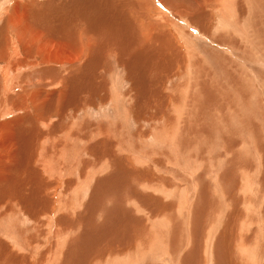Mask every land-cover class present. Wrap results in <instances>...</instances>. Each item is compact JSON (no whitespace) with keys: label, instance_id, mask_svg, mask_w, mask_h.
<instances>
[{"label":"rangeland","instance_id":"374dc122","mask_svg":"<svg viewBox=\"0 0 264 264\" xmlns=\"http://www.w3.org/2000/svg\"><path fill=\"white\" fill-rule=\"evenodd\" d=\"M134 3L137 4L136 7L132 6ZM17 5H19V9H17ZM47 8L49 9L46 10ZM40 11H44L46 14ZM138 11L149 20L144 19L141 15L137 16L136 12ZM24 12L32 14L30 22L35 23V26L45 24L43 22L47 16L50 17L49 20H46L47 22L50 21L48 25L55 27V23L51 21H56L59 17L64 21L63 24L59 22L63 28H66L65 25L73 21L72 28L75 29L77 26L74 32L82 33V36L77 39V45L79 49L86 50V56L77 59L79 63L77 60L68 61L67 57H56L58 58L57 62L60 59L61 62L51 65L64 70V73L58 78L59 81L55 82L51 79L55 85L42 86H45L44 89H41L44 95H50L54 100L56 108L54 107L53 110H50L51 105L48 108L40 106L42 101L33 105L29 98L38 89L37 86L29 87L27 80H32V78L29 79L27 76L33 73L30 69L34 67H37L36 70L38 71L44 69L43 57L37 55L33 60L31 58L26 60L27 55L16 39L14 33L16 31L10 29L9 32L3 28L8 16L13 20L20 19L22 22L19 24L22 28L23 24H26L24 21L27 20L26 18L23 20ZM39 12L42 16H39ZM84 13H86V18H84ZM80 18H84V21L83 19L81 21ZM99 19L101 20L100 28H107V33L116 39H111L108 42L103 29L97 30ZM90 20L94 22V28L91 29L92 32L86 34V26ZM128 20L134 24V31L127 22ZM118 23L120 24L118 25ZM148 23L155 28L152 35L145 32L149 30ZM58 24L57 26H59ZM71 32L72 29L68 31V33ZM50 34H57V32H50ZM8 35L11 39L13 38L9 41L11 45L7 41ZM143 36L147 38L149 44L143 42L141 39ZM54 41L60 43L61 39L55 37ZM101 41L107 48L101 45ZM87 43H91L92 46L88 47ZM51 48L52 52L54 49L59 50L57 44L51 45ZM15 49H18L20 55L16 58L17 62L11 59L15 55L13 54ZM63 49L65 51H61L62 53L71 52L69 47L64 46ZM163 50L164 53L162 54ZM89 58H93L91 65H87ZM19 64L23 69L20 67L16 69ZM0 66L3 69L10 66L12 70L13 76L6 79L5 84L8 83L9 86H12L13 83H16L15 85H17L13 94H6L5 97H2V89L0 88V104L5 103L0 106V109L7 107L13 112L11 116H6L3 114L4 110H0V123H9L19 117L30 115L31 118L29 120L25 118L24 122L27 123L31 119H35L39 123L49 122L53 124L55 129L58 125V128L60 127L62 130L64 127L69 129V125L73 123L75 125L83 122L87 128L84 114L89 111L97 114L112 106L110 99L104 102H96V99L103 100L104 96L100 98L101 92L108 90L109 87L112 88L114 84L120 90L116 94L124 98L121 105L123 108L131 109L132 114L128 124L132 127L123 128L122 136L120 135L121 140L120 138L118 140L123 149L127 147L125 150H120V153H117V145H113L110 140L105 141L106 139L98 132L94 133L95 130L90 132L91 136L89 133L87 138L81 139L77 137L74 127L72 130L73 137L76 138V142L81 141L80 145L92 137L91 143H89L90 140L87 141L89 144L86 142L84 147V150L87 151L82 154L78 152L83 159L73 157L76 159L74 161L73 158L68 160L57 155L58 158H52L53 160L50 159V161L55 162V167L60 168L61 162L62 164L67 163L66 160H68L70 165L66 164L67 168H74L75 171L78 169V171L75 172L73 169L71 170L72 173L60 179L59 169L58 172L49 174L43 167L38 166L39 159L45 157L44 155H49L50 158V152H47L50 150V147H47L49 146L47 140L49 137L47 136L40 141L38 157L36 156L34 160L36 163L34 162L33 167L40 169L39 174L36 175L35 173L34 176H31L27 172L28 174L16 175V172H12L13 175H16L15 181L23 180L28 184V176L32 179H30L32 182L27 185L28 188L24 193L28 194L24 195L27 196V200L25 197L24 200L30 203L40 202V200H46L44 197L46 196L54 200V209L50 217L41 214L42 222H45L41 225L39 233L38 231L26 232V228H24L25 230L23 228L17 230V237L19 240L21 239L19 242L24 245L27 243L24 248L29 249L27 252L24 249L26 254L24 250L23 253L17 247L14 250L15 246H11V242H8L10 244L9 249L12 251L9 250L7 260L14 259V254H21L25 257L27 255L31 264H41L43 251L49 247V244L43 245L45 248L42 247L45 237L50 231L46 221L53 217V222L57 225L59 222L61 229L63 222L60 221V218L68 214V211H63L65 206L69 204L70 207L76 206L77 210L75 212L70 210L73 212H70V220H75L71 239L68 240L70 242H67V246L60 248L63 252L57 249L60 252H57L56 255L61 257L58 256V263L61 264H81L82 262L85 264V259L88 264H129V262L126 263L127 261H131L133 264H185L186 258H194L186 264H225L226 256L221 252H224L226 247V251L231 253L233 251L235 254H233L234 258L231 255L232 264H264V0H147L146 2L145 0H0ZM70 68L73 72L69 73L68 69ZM19 69L22 72L19 73ZM1 74L0 86L4 76L3 71ZM51 77H55V71L51 72ZM117 79L121 81L119 82ZM113 81L116 83L113 84ZM29 93L31 94L29 95ZM24 98L29 99L26 104ZM74 98L78 100L77 103ZM62 105L66 106L65 109L70 114L67 112L61 116L63 111H60V108ZM35 107L39 109H35ZM85 109L89 111L84 112ZM105 123L104 121L102 124L108 125ZM31 126L24 124L27 130V127ZM39 127L43 129L42 124H39ZM96 127L95 129L98 130ZM36 130V128H32L31 133L34 132L35 135ZM162 131L164 134H161V138H164V142L159 146L155 135H160ZM165 134H168L169 143L166 142ZM133 136L139 137L141 141L135 142ZM95 140L96 142H94ZM98 140L101 144H98ZM142 140L149 141V143L145 145ZM93 146H96L97 149L95 150ZM43 147L49 149L44 148L45 150H43ZM42 152L45 153L41 154ZM93 152H98L97 156ZM41 155L43 156L41 157ZM99 156L103 157V161H105L106 156L111 161L106 159L108 167L105 170H101L103 167L101 165L97 167V162L101 161L98 159ZM96 169L101 170V172L95 173ZM83 170H85V174ZM74 172L75 174H73ZM89 174H91L90 177L87 176ZM85 177H89V179H85L86 182L84 181ZM146 177L148 178L146 179ZM83 181L85 188L82 187V191L77 186L80 192L74 195L76 185L82 184ZM49 182L50 187H48ZM74 182H76L75 186ZM144 184L145 186H143ZM32 189L34 190L32 191ZM0 190V212H2L0 218L6 220L4 209L13 207V202L10 199V201L4 202L2 199L1 195L7 191L6 187L4 190L0 186ZM35 192L40 193V195L37 193L39 195L36 196L37 199ZM63 202L66 204L63 205ZM58 207L59 209H57ZM21 216L26 219L27 227L35 224L34 217H30L22 211ZM125 220L128 222L126 223ZM133 220L135 226L137 224L136 227L133 226ZM140 220L145 222V225L138 227L139 224H143ZM120 221L125 222L126 226ZM175 221L177 225H175ZM184 222L186 223L184 224ZM174 226L181 227V229L179 230L177 227L173 230ZM145 228L148 229V232ZM132 230H136L139 237H136L133 245H128L133 233L129 234L128 237L125 234L131 233ZM178 234L182 236H178ZM196 234H198L197 237ZM229 234L230 236L233 234L231 240L229 239L228 244L221 246L225 237H230ZM209 235L211 238L208 237ZM123 237L128 240L123 241ZM182 237L186 240H182ZM174 238L180 239L176 241ZM1 239L6 241L5 237ZM111 239L114 240L111 241ZM116 239L119 243L116 242ZM36 240L37 242H35ZM85 240L89 245L84 244ZM148 242H151L150 246ZM32 245L36 248L33 249ZM1 247L0 264H7L1 256L6 251H3ZM149 247H151V252ZM195 247L197 253L194 251ZM199 248L206 251L203 252L202 249L199 251ZM219 248H222L219 251L222 254L220 261L217 260ZM231 248L233 249L231 250ZM29 250L31 253L36 251L31 254ZM67 252L68 257H66ZM115 252L118 254L116 255ZM198 252L201 254L198 255ZM10 253L12 254L10 255ZM90 253L91 257H88ZM162 255L170 256V259L166 257L163 262ZM47 260L45 264H48Z\"/></svg>","mask_w":264,"mask_h":264},{"label":"bare ground","instance_id":"6f19581e","mask_svg":"<svg viewBox=\"0 0 264 264\" xmlns=\"http://www.w3.org/2000/svg\"><path fill=\"white\" fill-rule=\"evenodd\" d=\"M142 1V0H141ZM147 0H145V2H146ZM137 2H139V1H137ZM115 3V2H114ZM22 4V3H21ZM29 4V3H28ZM140 4V3H139ZM138 4V5H139ZM132 5V4H131ZM141 5V4H140ZM145 6H146V3L144 4ZM143 5V6H144ZM148 5V4H147ZM132 6H134V7H136L137 6V4L136 3H134V5H132ZM15 7V6H14ZM17 7V9H19V5H17L16 6ZM124 7V6H123ZM32 8V7H31ZM49 8H47L46 10H48ZM131 9V8H130ZM37 10V9H36ZM117 11H118V8L116 9ZM121 10V9H120ZM18 11V10H17ZM45 11V10H44ZM44 11H40L41 13L43 12V13H45ZM39 12V16H42V15H40L41 13ZM120 11H118V13H119ZM137 13V16H140L141 15V13H140V11H138V12H136ZM9 14V13H8ZM46 14V13H45ZM70 14V13H69ZM147 14V13H146ZM31 15L32 14H30L29 12H24V19L23 20H25V18L27 19L26 21H24L26 24L24 25L23 24V27L21 28L20 27V22H22L20 19H18V20H13L11 17H9L8 16V20H6L5 21V24L3 25V28H5L4 30H10V29H14L16 32H14L15 33V35H16V39H18V41H19V43H20V46L21 47H23V49H24V51H25V53H26V55H27V58H26V60L28 59V58H31V60H33L37 55L39 56H42L43 57V62H44V69H42V70H40L39 69V71L38 70H36L37 69V67H34V68H32V69H30L33 73L32 74H29L28 76H27V78H29V79H31L32 78V80H27V84L29 85V87H36L38 90L36 91V92H33L32 94L31 93H29V95L31 94V96L32 97H29L30 98V100L32 101V103H33V105H35V104H37V103H39V102H41L42 101V103H40V106L42 105V107L43 108H48V106H50L51 105V109L50 110H53L54 109V107L56 108V106H55V104H54V100L52 99V96H50V95H48V96H45L44 95V92H43V90H41V89H44L45 88V86L46 87H50V86H52V85H55V83H54V81L56 82V81H59L60 79H58L60 76H62L63 75V73H64V70H62V69H60L59 67H53L51 64L52 63H58L57 62V60H58V58H61L62 56L65 58V57H67L66 59H68V61L69 60H71L72 62L73 61H76L77 59H79L81 56H84L85 54H86V50H82L81 48L79 49V47H78V45H77V39H79V37L80 36H82V33H80L79 31H78V33H76V31L74 32V30L77 28V26H76V28L75 29H73L72 27H73V21H71V23H69L68 25H65L66 26V28H63V19L62 18H59L58 16V18H57V20L56 21H51L52 23L54 22L55 23V27H53V26H51V25H48V23L50 22H47L46 20H49L50 19V17H47L46 16V18L47 19H45V22H43V23H45V24H39V25H37V26H35V23H31L30 22V17H31ZM61 15V14H60ZM84 18H86V13H84ZM121 15V14H120ZM119 15V16H120ZM37 16V15H36ZM49 16H51L52 17V15H49ZM126 16H127V14H126ZM135 17H137L136 15H134ZM133 16V17H134ZM142 17H144V15H141ZM61 17V16H60ZM71 17V16H70ZM76 17V16H75ZM141 17V18H142ZM22 18V17H21ZM39 18V17H38ZM74 18V17H73ZM84 18H80V20L82 21V19H83V21H84ZM68 19V18H67ZM70 19V18H69ZM131 19H133V18H131ZM130 19V20H131ZM144 19H147V20H149V18H146V17H144ZM66 20V19H65ZM122 20H124V19H122ZM69 21V20H68ZM74 21H76L75 20V18H74ZM59 22H61V23H59ZM70 22V21H69ZM93 22V21H92ZM91 22V20H90V22H89V24L86 26V30H85V32H86V34L87 33H89V32H92L93 30H91V29H93L94 27H93V24H94V22L92 23ZM101 22V20L99 19V22H98V24ZM128 23H129V25H130V27H131V29L134 31V24H132L131 23V21H127ZM151 22V21H150ZM59 23V24H58ZM51 24V23H50ZM57 24L59 25V26H57ZM61 24V25H60ZM116 24V23H115ZM120 23H118V25H119ZM52 25H54V24H52ZM126 25H128V24H126ZM128 25V26H129ZM22 26V25H21ZM117 26V25H116ZM118 27V26H117ZM145 27V26H144ZM147 27H149V30L148 31H145L146 32V34H149V35H152V33H153V30L155 29V28H153L154 26L153 25H151L150 23H148V26ZM58 28V29H57ZM98 29L97 30H102L103 29V31H104V33L107 35V39H108V42H110L111 41V39L113 40V39H116V38H113L112 36H110L109 35V33H107V28L106 29H104V28H100V24H99V26L97 27ZM119 28V27H118ZM146 28V27H145ZM70 29H72V32L71 33H68V31L70 30ZM117 29V28H116ZM141 29V28H140ZM162 29V28H161ZM118 30H120V28L118 29ZM165 30V29H164ZM117 31V30H116ZM10 32V31H9ZM50 32H52V33H56L57 32V34H53V35H51L50 34ZM27 33V34H26ZM94 33V32H93ZM99 33V32H98ZM112 33V32H111ZM138 33V32H137ZM143 33V32H142ZM113 35V34H112ZM118 35V34H117ZM132 35V34H131ZM160 35V34H159ZM55 37H59L60 39H61V42L59 43V42H57V41H54V39H55ZM89 36L87 35V38H88ZM106 37V36H105ZM132 37V36H131ZM139 37V36H138ZM137 37V38H138ZM81 38H84V37H81ZM86 38V37H85ZM150 38V37H149ZM13 39V38H12ZM11 39V37H9V35H8V39H7V41L9 42L10 40H12ZM141 39H143V42H145V44L147 43V44H149V41L147 40V38L146 37H142ZM58 40V39H57ZM85 40H87V39H85ZM94 40H95V38H94ZM102 40V39H101ZM139 40V39H138ZM6 41V43L8 44V42ZM58 41H60V40H58ZM105 41V40H104ZM115 41V40H114ZM164 41V40H163ZM54 42V43H53ZM87 42V41H86ZM159 42V41H158ZM83 43V42H82ZM104 42L103 41H101V45H103V47L104 46H106V45H104L103 44ZM106 43V42H105ZM134 43V42H133ZM132 43V44H133ZM165 43V42H164ZM53 44H57L58 45V47H59V50H56V49H54L53 50V52H52V48H51V45H53ZM81 44V43H80ZM88 44V47H91L92 45H91V43H87ZM87 44H85L86 46H87ZM9 45H11V43L9 42ZM82 45V44H81ZM130 45H131V43H130ZM69 47L71 50V52H69V53H62L61 51H65V49H63V47ZM97 46V45H96ZM133 46V45H132ZM148 46V45H147ZM146 46V47H147ZM118 47V46H117ZM86 48V47H85ZM105 48V47H104ZM106 48H107V46H106ZM163 48V47H162ZM162 48H161V50H162ZM58 49V48H57ZM68 49V48H67ZM90 49V48H89ZM153 49V48H152ZM103 50V49H102ZM130 50V49H129ZM150 50V49H149ZM160 50V51H161ZM166 50V49H165ZM118 51H119V49H118ZM14 53L13 54H15L14 55V57L13 58H11L12 60H14V61H16L17 62V59L16 58H18L20 55H19V53H18V49H15L14 51H13ZM67 52V51H66ZM75 52H77V53H75ZM81 52V53H80ZM104 52L102 51V54H103ZM127 53V52H126ZM164 53V50L162 51V54ZM58 54H61V55H58ZM76 56H75V55ZM58 55V56H57ZM86 56V55H85ZM5 57H8V56H5ZM4 57V58H5ZM56 57H58V58H56ZM103 57V56H102ZM7 60V59H6ZM25 60V61H26ZM30 60V59H29ZM98 60V59H97ZM96 60V61H97ZM25 61H22V62H25ZM65 61V60H64ZM78 61V60H77ZM19 62V61H18ZM32 62H34V61H32ZM61 62V61H60ZM63 62V61H62ZM93 62V58H89L88 59V64L87 65H91V63ZM98 62H99V60H98ZM122 62V61H121ZM178 62V61H177ZM77 63H79V61L77 62ZM82 63V62H81ZM94 63H95V61H94ZM100 63V62H99ZM24 64V63H23ZM32 64V63H31ZM31 64H29V65H31ZM69 64V63H68ZM86 64V63H85ZM85 64H83L84 66H85ZM28 65V66H29ZM35 65H37V64H35ZM73 65V64H72ZM75 65V64H74ZM177 65V64H176ZM13 66V65H12ZM76 66V65H75ZM18 67H20V64H19V66L17 65V67H16V69H18ZM81 67V66H80ZM88 67V66H87ZM150 67V66H149ZM21 69H23L22 67H20ZM42 68V67H41ZM72 68V67H71ZM68 69V71H69V73L70 72H73V70L72 69ZM3 67H1L0 66V74H1V71H3V75L5 76H3L2 78L3 79H1V82H2V85L0 86V88L2 89V97H5V95L6 94H13V90L15 89V88H17V85H15L16 83H13V85L10 87L9 86V84L7 83V84H5L6 82H5V80L6 79H9V78H11L12 76H13V74H12V70H11V68H10V66H6V68L5 69H3ZM84 69V68H83ZM80 70V69H79ZM20 69H19V73H20ZM55 71V77H51V72H54ZM67 71V72H68ZM22 72V71H21ZM80 72H81V70H80ZM82 73H84V72H82ZM80 74V73H79ZM87 74V73H86ZM118 74V73H117ZM2 75V74H1ZM45 75H46V77H45ZM76 78V77H75ZM82 78V77H81ZM18 79V78H17ZM51 79H53V80H51ZM57 79V80H56ZM83 79V78H82ZM12 80V79H11ZM89 80H90V78H89ZM107 80V79H106ZM116 80V79H115ZM118 80V79H117ZM7 81V80H6ZM16 81V80H15ZM34 81H35V83H34ZM119 81V80H118ZM121 81V80H120ZM119 81V82H120ZM165 81V80H164ZM9 82V81H8ZM102 82V81H101ZM100 82V83H101ZM112 82V81H111ZM114 82L115 81H113V84H114ZM80 83V82H79ZM103 83V82H102ZM101 83V84H102ZM116 83V82H115ZM163 83V82H162ZM74 84V83H73ZM107 84V83H106ZM112 84V85H113ZM120 84V83H119ZM43 85H45L44 87H42ZM118 85V84H117ZM82 86H83V84H82ZM107 87V86H106ZM120 87V86H119ZM141 87V86H140ZM96 88V87H95ZM99 88V87H98ZM77 90V89H76ZM119 90V88L118 87H116L115 86V84L113 85V87L112 88H110L109 87V89L108 90H104V91H102L101 92V95H100V98L101 97H103V100L102 99H96L97 101L96 102H99V101H101V102H104V101H106L107 99H110L111 100V102H112V106H110V107H108V108H105L104 110H102V111H100V112H98L97 114H94L93 112H91V111H89L88 109H85V111L84 112H88V113H86V114H84L85 115V121H86V124H87V128H86V126H84L83 125V122H81V123H77V124H75L74 125V123L73 124H71L70 122V124L71 125H69V129H68V127H64L63 128V130L60 128H58V125H57V129H55V127L54 126H52L53 124H51V123H49V122H42V123H39L38 121H36L35 119L34 120H32L31 119V121H29V122H24L25 121V118H28L27 120H29V118H31V116L30 115H26L25 117H19L17 120H15V121H12V122H9V123H0V186H2L3 187V189L5 190V187H6V190L8 191H6V192H4L1 196L3 197L2 199H3V201L5 202L6 200H12V202H13V207H8V209L6 210V208L4 209V214L6 213V220H5V218H0V245L2 246H0L1 247V249L3 250V251H6L5 253H2V255L1 256H3L2 258H4V260L7 262V264H31L30 263V259H29V261H28V258H27V255H26V257L24 256V255H21V254H19V255H15L14 254V259H11L10 261L9 260H7L8 259V254H9V250H11V249H9L10 247H9V245L10 244H8V242L10 243L11 242V246H15V248H14V250L16 249V247L18 248V250H21L22 252H23V250L25 249L24 247L27 245V243H25L24 241V243H25V245L24 244H21L19 241H21V239L19 240L18 239V237H17V230L19 229V228H26V232H34V231H38V233H39V229H40V227H41V225H43L44 224V222H42V215L41 214H43V215H49V217H50V215L52 214V212H53V206H54V200L53 199H49V198H47L46 196H44L45 198H46V200L45 199H43V200H40V202L39 201H37V202H33V203H30V202H28V201H26L27 200V196L25 197L24 195H28L27 193L26 194H24L25 193V191L27 190V188H28V184L29 183H31L32 181H30V179H31V177H29L28 175H26V176H28V180H29V183L27 184L26 182H24L23 180L22 181H15L14 179H15V177H16V175H18V174H24V173H26V174H28L27 172H29V174H31V176H34L33 174H35L36 173V175L37 174H39V170L40 169H35L36 167H33V165H34V160L36 159V156H37V154H38V147H39V143H40V141H42L45 137H49L47 140L49 141V146H47V147H50V150L49 151H47V152H50L49 154H50V158H49V155H44L45 157H42L43 155H41V157H42V159H39L40 161H39V164H38V166H40V168H42L43 167V169L44 170H46V173H49V174H53V172L55 173V172H58V169H59V173H60V176L59 177H61L60 179H62V178H65L67 175H69L70 173H72V171L71 170H73L74 168H67V166H66V164L69 166L70 164L68 163V160L69 159H71V158H73V157H79L80 159H83V158H81L82 156H80V154H78V152L79 153H84L85 151H87V150H84V147L86 146V142L88 141L89 142V140L92 138H90L89 140H85L84 142V144H82V145H80V142L78 143V142H76V138L75 137H73L74 135H73V132H72V130H73V128L75 127V131H76V135H77V137H79V138H81V139H85V138H87V135L90 133V132H92L93 130H95L94 131V133H96V132H98V134L99 135H101L103 138H105L106 140L105 141H109L110 140V142L111 143H113V145H117V148H118V152L117 153H120V150L122 151V150H125V148H127V147H124V149L121 147V142L119 143L118 142V140H119V138H120V135H121V133H123V128H125V129H127V126H129L128 124H129V121H130V119L132 118L131 117V109L129 110V109H126L125 107V109L123 108V106L121 105V101H123L124 100V98H122V96H120L119 94H116V92ZM99 91V90H98ZM120 91V90H119ZM118 91V92H119ZM1 92V91H0ZM29 92V91H28ZM55 92V91H54ZM53 92V93H54ZM100 92V91H99ZM97 94H98V92H97ZM56 95V94H55ZM84 95V94H83ZM95 95V94H94ZM81 96V95H80ZM98 96V95H97ZM12 97V96H11ZM15 97V96H14ZM70 97V96H69ZM94 97V96H93ZM138 97V96H137ZM77 99H78V97H76ZM88 98V97H87ZM91 98V97H90ZM3 99V98H2ZM61 99V98H60ZM59 99V100H60ZM67 99V98H66ZM75 99V98H74ZM105 99V100H104ZM122 99V100H121ZM11 100V99H10ZM24 100V102H25V104H26V102L29 100V99H27V98H24L23 99ZM62 100V99H61ZM76 100V99H75ZM79 100V99H78ZM78 100H76V103H77V101ZM135 100V99H134ZM13 101V100H12ZM81 101V100H80ZM70 102V101H69ZM73 102H75V101H73ZM71 103V102H70ZM81 103V102H80ZM91 103V102H90ZM5 103L4 102H2L1 104H0V106H3ZM133 104V103H132ZM10 106H12V104H9ZM57 105V104H56ZM76 105V104H75ZM78 105V104H77ZM81 105V104H80ZM136 106H137V103L135 104ZM135 105H133V106H135ZM5 106H7V105H5ZM38 107V106H37ZM37 107H35V109H39V108H37ZM65 105H62V107L60 108V111H63L62 112V114H61V116H64L67 112H68V110H66L65 109ZM76 107H79V106H76ZM176 107V106H175ZM130 108V107H129ZM23 109V108H22ZM136 109V108H135ZM0 110H4V112H3V114H5L6 116H11L12 114H13V112L10 110V109H7V107H1V109ZM49 110V109H48ZM88 110V111H87ZM59 111V110H58ZM184 112V111H183ZM17 113V112H16ZM69 114H70V112H68ZM143 114V113H142ZM142 114H140V115H142ZM135 115V114H134ZM4 117V116H3ZM84 118V117H83ZM140 118V117H139ZM65 121V120H64ZM89 121V122H88ZM104 121L108 124V125H103L102 123H104ZM59 122H61V121H59ZM73 122V121H72ZM79 122V121H78ZM54 123V122H53ZM68 123V122H67ZM76 123V122H75ZM105 123V124H106ZM24 124H26V125H29V126H31V125H33V126H31V127H27L28 128V130H31V131H28L25 127H24ZM31 124V125H30ZM39 124H42V128L43 129H40L41 127H39ZM59 125L61 124V123H58ZM120 124V125H119ZM98 125V126H97ZM131 125H133V124H131ZM98 127V130L97 129H95V127ZM122 126V128H120V127ZM62 127V126H61ZM81 127H85V128H81ZM91 127V128H90ZM96 127V128H97ZM114 127L116 128L115 130H114ZM130 128L132 127V126H129ZM32 128L34 129V128H36L37 130H36V133H35V135L33 134V133H31L32 132ZM79 130H78V129ZM129 129V128H128ZM97 130V131H96ZM161 131V130H160ZM30 132V133H29ZM93 133V134H94ZM154 134H155V132H153ZM163 133V131L160 133V135H155V139H156V141H157V143H158V145L160 144L161 145V143H163L164 142V138L162 137L161 138V134ZM164 134V133H163ZM62 135V136H61ZM168 135V134H167ZM167 135L165 134V138H166V142H168L169 143V138L167 139ZM89 136H91V133H90V135ZM93 136V135H92ZM122 136V135H121ZM163 136V135H162ZM96 137V136H95ZM63 138H65V139H63ZM171 138V137H170ZM133 139H134V141L136 142V141H138L140 138L139 137H137V136H133ZM120 140H121V138H120ZM46 141V140H45ZM91 141L92 140H90V142L89 143H91ZM99 141V140H98ZM100 141H102V139H100ZM100 141L98 142V144L100 143ZM105 141H103V143L105 142ZM107 141V142H108ZM133 141V142H134ZM139 141H141V140H139ZM87 142V143H88ZM94 142H96V140L94 141ZM145 143V145L147 144V143H149V141L148 142H146V141H143L142 140V143ZM172 142H173V140H172ZM44 143V142H43ZM88 143V144H89ZM101 144V143H100ZM105 144V143H104ZM166 144V143H165ZM84 145V146H83ZM96 145V144H95ZM159 145V146H160ZM43 146H45V144H43ZM100 146V145H99ZM94 147V146H93ZM96 147V146H95ZM94 147V149L96 150L97 149V147L95 148ZM103 147V146H102ZM111 147V146H110ZM113 147V146H112ZM49 149V148H46V147H43V150H45V149ZM105 148V147H104ZM107 148V147H106ZM90 149V148H89ZM109 149H111V148H109ZM133 149V148H132ZM157 149V148H156ZM98 150H100V149H98ZM160 150V149H159ZM158 150V151H159ZM162 150V149H161ZM90 151H92L91 149H90ZM101 151V150H100ZM103 151V150H102ZM135 152H136V150H134ZM99 152V151H98ZM98 152L97 153H95V152H93L95 155L96 154H98ZM116 152V151H115ZM124 152V151H123ZM126 152V151H125ZM45 153V152H44ZM43 152L41 153V154H44ZM117 153H116V155H117ZM164 153V152H163ZM162 153V154H163ZM105 154V153H104ZM141 154V153H140ZM57 155H60V156H62V157H65V159H68V160H66L67 161V163H63L62 164V162H61V165H59V166H61L60 168H57V167H55L56 165H55V162L53 163V159L57 156ZM86 155V154H85ZM100 155H103V154H100ZM113 155V154H112ZM138 155V154H137ZM97 156V155H96ZM118 156V155H117ZM135 156V155H134ZM139 156V155H138ZM38 157V156H37ZM84 157V156H83ZM116 157V156H115ZM53 158V159H52ZM56 158H58V157H56ZM102 156H99L98 157V159L100 160L101 159V161H98L97 162V167L98 166H103L102 167V169L101 170H105L106 169V167H108V165H107V163H108V161H110V159L109 158H107V156H106V159L108 160H106L105 159V161H103L102 160ZM50 159H52L51 161H50ZM74 159V158H73ZM84 159H85V157H84ZM112 159H114L113 157H112ZM145 159V158H144ZM63 160H64V158H63ZM63 160H61V161H63ZM76 159H74V161H75ZM78 160V159H77ZM81 161V160H80ZM88 161V160H87ZM82 162V161H81ZM81 162H80V164H81ZM111 162V161H110ZM113 162H114V160H113ZM112 162V163H113ZM36 163V162H35ZM88 163V162H87ZM76 164H78L77 162H76ZM80 164H79V166H80ZM93 164V163H92ZM114 164V163H113ZM110 165H111V163H110ZM128 165V164H127ZM58 166V165H57ZM121 166V168H122V165H120ZM197 166V165H196ZM91 167V166H90ZM95 167H96V165H95ZM189 167V166H188ZM99 168H101V167H99ZM88 169V168H87ZM190 169V168H189ZM43 170V171H44ZM94 170V169H93ZM101 170H95L94 172L95 173H98V172H101ZM42 171V172H43ZM74 171H75V169H74ZM76 171H78V169L76 170ZM75 171V172H76ZM84 171V174H85V170H83ZM118 171H119V169H118ZM136 171V170H135ZM12 172H16V175H13V173ZM75 172L73 173V174H75ZM87 172V171H86ZM140 172V171H139ZM119 173H120V171H119ZM125 173H127V172H125ZM141 173V172H140ZM45 175V174H44ZM55 176H56V174H54ZM90 175L91 174H89V175H87V176H89L90 177ZM115 175H117V174H115ZM124 176H125V174H123ZM142 175H144V174H142ZM141 175V176H142ZM25 176V175H24ZM50 176V175H49ZM51 176H53V175H51ZM124 176H120V177H124ZM44 177V176H43ZM84 177V176H83ZM82 177V178H83ZM89 177H85L84 178V181H85V179H89ZM132 177V176H131ZM145 177V176H144ZM55 178V177H54ZM72 178V177H71ZM78 178V177H77ZM76 178V179H77ZM148 177H146V179H147ZM52 179V178H51ZM142 179V178H141ZM144 179V178H143ZM152 179V178H151ZM32 180V179H31ZM47 180V179H46ZM53 180V179H52ZM83 180V179H82ZM81 180V181H82ZM123 180V179H122ZM121 180V181H122ZM84 181L82 182V184H80L79 185V183H78V185H76V187L77 186H79V188L82 190V187L83 188H85L83 185H84ZM39 182V181H38ZM47 182V181H46ZM71 182V181H70ZM86 182V181H85ZM100 182V181H99ZM45 183V182H44ZM51 183H52V181H51ZM75 183L76 182H74V186H75ZM54 185H55V183H53ZM53 184H52V187H53ZM70 184V183H69ZM71 184H72V182H71ZM85 184H87V183H85ZM48 185V184H47ZM50 182H49V186L48 187H50ZM88 185V184H87ZM146 185H148V184H146ZM45 186H46V184H45ZM73 186V185H72ZM143 186H145V184L143 185ZM149 186V185H148ZM36 187V186H35ZM69 188H71V185H69ZM73 188V187H72ZM90 188V187H89ZM144 188V187H143ZM67 189V188H66ZM34 189H32V191H33ZM88 190V189H87ZM90 190V189H89ZM125 190V189H124ZM144 190V189H143ZM146 190H148V189H146ZM1 191V190H0ZM39 191V190H38ZM83 191V190H82ZM222 191V190H221ZM44 192V191H43ZM80 192V190L78 189V187L77 188H75V194L73 193V191H72V193L74 194V195H76V194H78ZM99 192V191H98ZM97 192V193H98ZM125 192V191H124ZM37 193H39V192H35V197L38 195ZM47 193V192H46ZM69 193V192H68ZM67 193V194H68ZM187 193V192H186ZM31 194V193H30ZM42 194V193H41ZM50 194V193H49ZM72 194V195H73ZM93 194V193H92ZM102 194V193H101ZM39 195H40V193H39ZM38 195V196H39ZM44 195V194H43ZM54 195V194H53ZM96 195V194H95ZM110 195V194H109ZM81 196V195H80ZM97 196H98V194H97ZM100 196V195H99ZM151 196V195H150ZM171 196V195H170ZM24 197L26 198V200H24ZM34 197V198H35ZM75 197V196H74ZM77 197V196H76ZM75 197V198H76ZM84 197V196H83ZM92 197H94V196H92ZM40 198H41V196H40ZM40 198H38V199H40ZM70 198V197H69ZM184 198V197H183ZM191 198V197H190ZM36 199H37V197H36ZM114 199V198H113ZM1 200V199H0ZM9 200V201H10ZM30 200V199H29ZM53 200V201H52ZM57 200V199H56ZM129 200H131V199H129ZM35 201V200H34ZM68 201V200H67ZM75 201V200H74ZM152 201H154V200H152ZM159 201V200H158ZM3 202V203H4ZM56 202V201H55ZM62 202V201H61ZM64 202H66V201H64ZM63 202V203H64ZM72 202V201H71ZM92 202H94V200L92 199ZM97 202V201H96ZM134 202V201H133ZM157 202V201H156ZM2 203V204H3ZM57 203H58V201H57ZM56 203V204H57ZM62 203V204H63ZM78 203V202H77ZM98 203V202H97ZM131 203H132V201H131ZM136 203V202H135ZM147 203V202H146ZM6 204V203H5ZM11 204V203H10ZM59 204V203H58ZM66 203H64L63 205H65ZM72 204H73V202H72ZM71 204V205H72ZM94 204V203H93ZM158 204V203H157ZM134 205V204H133ZM137 207H138V205L137 204H135ZM208 205V204H207ZM1 206V205H0ZM9 206V205H8ZM61 206V205H60ZM59 206V207H60ZM68 206H69V204H68ZM68 206H65V209H64V206H62L63 207V209H64V211L63 212H67L68 214L67 215H65V217H62V218H60V221L61 222H63V226H62V228L60 229V227H61V225L59 226V222H58V225L57 224H55L54 222H53V217H51V218H49L46 222H47V224H48V226H49V228H50V231L48 232V234L46 235V237H45V240H44V238H42L43 240H44V243L42 244V247L43 248H45L43 245H48L49 244V247H48V249L47 250H44L43 248V256H42V259H43V261L41 260V264H45V261H46V259H48L47 261H48V264H61V263H58L59 262V260H58V256L60 257V255H56L57 254V252L59 253L60 251L61 252H63L62 250H60V248L61 247H65V246H67L68 245V243L70 242H68V240H70L71 238H70V236H71V233H72V231H73V229H74V227H73V225H75L74 224V221L71 219L70 220V216H71V214H70V212L72 211V210H74V212L77 210L76 209V206L75 207H73L74 205H72V207H68ZM42 207V208H41ZM59 207L57 208V209H59ZM67 207V208H66ZM79 207V206H78ZM18 208V209H17ZM30 208V209H29ZM56 208V207H55ZM17 209V210H16ZM62 209V208H61ZM204 209V208H203ZM71 210V211H70ZM153 210V209H152ZM2 211V210H1ZM21 211L22 212H24V213H26L27 215H30V217H34V221H35V224L33 225V226H31V227H27L26 226V224H25V222H26V219H23L22 218V216L20 217V215H21ZM62 211V210H61ZM62 212V213H63ZM0 213H2V212H0ZM71 213H73V212H71ZM147 213V212H146ZM155 213V212H154ZM157 213V212H156ZM198 213V212H197ZM196 213V214H197ZM4 214H3V216H4ZM59 215V214H58ZM153 215V214H152ZM173 215V214H172ZM171 215V216H172ZM186 215H187V213H186ZM0 216H2V215H0ZM38 216V218H35V217H37ZM155 216V215H154ZM168 216V215H167ZM58 217V216H57ZM100 217H102V216H100ZM104 217V216H103ZM130 217V216H129ZM139 217V216H138ZM159 217H160V215H159ZM170 217V216H169ZM191 217V216H190ZM25 218V217H24ZM98 218V217H97ZM105 218V217H104ZM171 218V217H170ZM187 218H188V216H187ZM187 218H186V220H187ZM130 220H131V218H129ZM56 220H57V218H56ZM122 220V219H121ZM152 220H153V218H152ZM159 220H160V218H159ZM188 220H189V218H188ZM202 220H203V218H202ZM126 221V220H125ZM140 221H142V220H140ZM150 221V220H149ZM41 222V223H40ZM121 222V221H120ZM119 222V223H120ZM128 221H126V223H127ZM143 222V221H142ZM152 222V221H151ZM176 222V221H175ZM187 222V221H186ZM186 222H184V224L186 223ZM40 223V224H39ZM121 223H125V222H121ZM133 224H134V220H133V222H132ZM46 224V223H45ZM132 224V225H133ZM162 224V223H161ZM173 224V223H172ZM182 224V223H181ZM192 224V223H191ZM203 224V223H202ZM37 225V226H36ZM118 225V224H117ZM140 225H145V222H143V224H139L138 225V227L140 226ZM152 225H153V223H152ZM166 225V224H165ZM175 225H177V222H176V224ZM190 225V224H189ZM112 226V225H111ZM116 226V225H115ZM120 226H121V224H120ZM124 226H126L125 224H124ZM123 226V227H124ZM133 226H135V224L133 225ZM136 226H137V224H136ZM135 226V227H136ZM149 226V225H148ZM154 226V225H153ZM152 226V228H154ZM194 226H195V224H194ZM200 226V225H199ZM46 227V226H45ZM143 227H145V226H143ZM178 227V226H177ZM177 227H173L172 229L174 230V228H177ZM181 227H182V225H181ZM181 227L179 228V230L181 229ZM189 227H191V226H189ZM115 228V227H114ZM132 229H133V227H131ZM142 228V227H141ZM147 228V227H146ZM145 228V230H146V232H148L147 230L148 229H146ZM149 228V227H148ZM170 228V227H169ZM184 228V227H183ZM46 229V228H45ZM112 229V228H111ZM125 229H127L126 227H125ZM128 229H129V227H128ZM134 229H136V228H134ZM172 229H170V230H172ZM202 229H203V227H202ZM43 230V229H42ZM47 230V229H46ZM137 230V229H136ZM136 230H132V232L131 233H126L125 234V236L127 235V237H128V235L130 234H132L131 236H130V243H129V241H128V245H133V241L135 240L136 241V237L138 236V234H136ZM144 230V231H145ZM154 230H156V229H154ZM162 230H163V228H162ZM161 230V231H162ZM166 230V229H165ZM186 230V229H185ZM190 230V229H189ZM188 230V231H189ZM112 231H113V229H112ZM128 231V230H127ZM130 231V230H129ZM138 231V230H137ZM141 231V230H140ZM143 231V230H142ZM153 231V230H152ZM168 231V230H167ZM101 232V231H100ZM105 232V231H104ZM109 232V231H108ZM145 232V233H146ZM173 232V231H172ZM190 232V231H189ZM204 232V231H203ZM46 233V232H45ZM107 233V232H106ZM139 233V232H138ZM142 233V232H141ZM149 233H151L150 231H149ZM149 233H147V234H149ZM153 233H154V231H153ZM164 233V232H163ZM171 232H169V234H170ZM177 233H180L179 231H177ZM177 233H176V235H177ZM196 233H197V231H196ZM231 233V232H230ZM144 234V233H143ZM155 234V233H154ZM159 234V233H158ZM182 234V233H181ZM195 234V233H194ZM16 235V236H15ZM108 235V234H107ZM141 235V234H140ZM164 235H166V234H164ZM171 235V234H170ZM197 235L198 234H196V237H197ZM200 235H201V233H200ZM203 235V234H202ZM233 235V234H232ZM232 235L230 236V234H229V236L230 237H225V240H223V239H221V240H223L222 241V243H221V246L222 245H225V244H228V242H229V239L230 238H232ZM85 236H86V233H85ZM110 236V235H109ZM115 236V235H114ZM167 236V235H166ZM178 236H182V235H179L178 234ZM184 236V235H183ZM187 236H188V233H187ZM194 236V235H193ZM5 237V240L6 241H4V239H1V238H4ZM105 237V236H104ZM139 237V236H138ZM156 237V236H155ZM158 238H159V236H157ZM163 237V236H162ZM202 237V236H201ZM200 237V238H201ZM208 237H210V235L208 236ZM146 238V240H148L147 239V237H145ZM150 238H152V237H150ZM176 238V237H175ZM174 238V239H175ZM186 238V237H185ZM190 238V237H189ZM204 238V237H203ZM211 238V237H210ZM125 239H127V238H125ZM124 239V237H123V241L125 240ZM138 239H141V238H138ZM144 239V238H143ZM142 239V240H143ZM166 239V238H165ZM178 239H180V238H177V240L176 241H178ZM188 239V238H187ZM190 239H192V237L190 238ZM195 239V238H194ZM35 240V239H34ZM75 240V239H74ZM112 240H114V239H111V241ZM117 240V241H116ZM115 241L116 242H118L119 243V241H118V239H116ZM119 240H121V239H119ZM128 240V239H127ZM157 240V239H156ZM172 240H173V238H172ZM172 240H170V241H172ZM182 240H186V239H183V237H182ZM231 240V239H230ZM135 241H134V243H135ZM145 241V240H144ZM143 241V242H144ZM150 241H151V239H150ZM154 241V240H153ZM166 241V240H165ZM197 241V240H196ZM203 241V240H202ZM210 241V240H209ZM220 241V240H219ZM35 242H37V240L35 241ZM68 242V243H67ZM109 242V241H108ZM108 242H107V244H108ZM125 242H126V240H125ZM169 242V241H168ZM182 242V241H181ZM186 242H188V241H186ZM221 242V241H220ZM231 242H233V241H231ZM86 243V240H85V242H84V244ZM124 242H122V244H123ZM140 243V242H139ZM145 243V242H144ZM143 243V244H144ZM151 243V242H150ZM150 243L148 242V244H149V246H150ZM171 243V242H170ZM195 243H197V242H195ZM198 243H200V242H198ZM38 244H40V243H38ZM86 244H88V243H86ZM115 244V243H114ZM121 244V243H120ZM127 244V243H126ZM173 244V243H172ZM73 245V244H72ZM89 245V244H88ZM110 245V244H109ZM116 245V244H115ZM118 245V244H117ZM123 245H125V244H123ZM146 245V244H145ZM199 245V244H198ZM212 245V244H211ZM36 246V245H35ZM69 246H70V244H69ZM114 246V245H113ZM143 246V245H142ZM157 246V245H156ZM166 246H167V243H166ZM165 246V247H166ZM175 246H178V245H175ZM174 246V247H175ZM192 246V245H191ZM200 246V245H199ZM227 246V245H226ZM28 247H29V245H28ZM32 247H33V245H32ZM41 247V246H40ZM106 247V246H105ZM108 247V246H107ZM119 247V246H118ZM123 247V246H122ZM144 247V246H143ZM148 247V246H147ZM153 247V246H152ZM179 247V246H178ZM177 247V248H178ZM202 247V246H201ZM12 248V247H11ZM27 248V247H26ZM31 248V247H30ZM36 248V247H35ZM34 247H33V249H35ZM39 248V247H38ZM47 248V247H46ZM108 248H110V249H112L111 247H108ZM121 248V247H120ZM128 248H131V247H128ZM150 248L151 247H149L148 249H149V251H150ZM168 248V247H167ZM171 248V247H170ZM180 248V247H179ZM225 248V247H224ZM229 248V247H228ZM29 249V248H28ZM27 249V250H28ZM57 249H59L58 251H57ZM63 249V248H62ZM85 249H86V247H85ZM107 249V248H106ZM109 249V250H110ZM136 249V248H135ZM138 249V248H137ZM147 249V248H146ZM152 249H154V248H152ZM162 249V248H161ZM183 249H184V247H183ZM195 250V252L197 253V249H196V247L194 248ZM202 250H203V248H201ZM200 248H199V251L201 250ZM212 249V248H211ZM220 249V250H219ZM218 249V256H217V260H221V258H222V254L221 253H224V255L226 256V258L224 259L225 260V264H232L231 263V255H232V257H233V251H232V253L231 252H229V251H226V249H227V247L223 250L224 252H219V251H221L222 250V248H219ZM233 248H231V250H232ZM26 250V249H25ZM25 250H24V252H25ZM27 250H26V252H27ZM120 250V249H119ZM171 250H172V248H171ZM179 250V249H178ZM201 250V251H202ZM7 251H8V253H7ZM12 251V250H11ZM30 251V253H31V250H29ZM36 251V250H35ZM35 251H33L34 253H35ZM39 251H41V250H39ZM86 251H88L87 249H86ZM90 251V250H89ZM123 251V250H122ZM125 251V250H124ZM123 251V252H124ZM144 251H146V250H144ZM148 251V252H149ZM153 251V250H152ZM167 251V250H166ZM193 251V252H194ZM204 251H206V250H203V252ZM16 253H17V251H15ZM23 252V253H24ZM25 252V253H26ZM32 252V253H33ZM80 252V251H79ZM151 252V251H150ZM162 252H164V251H162ZM172 252V251H171ZM192 252V251H191ZM194 252V253H195ZM18 253H20V252H18ZM22 253V254H23ZM31 253V254H32ZM33 253V254H34ZM87 254H88V252H86ZM85 253V254H86ZM113 253V252H112ZM116 253V252H115ZM120 253V252H119ZM152 253H154V252H152ZM181 253V252H180ZM190 253V252H189ZM196 253L194 254L195 256H196ZM220 253V254H219ZM12 253H10V255H11ZM27 254V253H26ZM63 254V253H62ZM94 254V253H93ZM104 254H105V252H104ZM114 254V253H113ZM113 254H111V256H113ZM118 254V252L116 253V255ZM122 254V253H121ZM193 254V253H192ZM201 254V253H200ZM199 254V252H198V255H200ZM243 254V253H242ZM36 255H37V252H36ZM35 255V256H36ZM45 255V256H44ZM68 252H67V254H66V257H68ZM107 255V254H106ZM150 255V254H149ZM173 255V254H172ZM177 255V254H176ZM193 255V256H194ZM235 255V254H234ZM5 256H7V258L5 259ZM30 256H32V255H30ZM91 257V253H90V255H88V257ZM144 256V255H143ZM152 256V255H151ZM194 256V257H195ZM83 257V256H82ZM103 257V256H102ZM114 257H116V256H114ZM153 257V256H152ZM162 257V261L164 262L165 261V259H166V257H168V259H170V256H161ZM197 257H199V256H197ZM61 258V257H60ZM59 258V259H60ZM185 258H186V256H185ZM196 258V257H195ZM234 258V257H233ZM232 258V259H233ZM36 259V258H35ZM194 258H186V260H185V262H184V260H183V262L186 264V263H188V261H191V260H193ZM63 260V259H62ZM121 260V259H120ZM171 260H173L172 258H171ZM235 260V259H234ZM35 261V260H34ZM36 261H38V260H36ZM200 261V260H199ZM4 262V261H3ZM66 262V261H65ZM76 262V261H75ZM104 262V261H103ZM129 262V264H133V263H131V261H127L126 263H128ZM167 262V261H166ZM2 263V262H1ZM83 263V262H82ZM81 263V264H82ZM88 264V261L85 259V264ZM179 263V262H178ZM67 264V263H66ZM80 264V263H79ZM236 264V263H235Z\"/></svg>","mask_w":264,"mask_h":264}]
</instances>
